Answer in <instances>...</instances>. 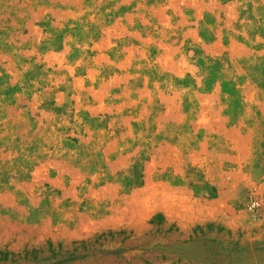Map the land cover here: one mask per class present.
I'll return each mask as SVG.
<instances>
[{
	"label": "rangeland",
	"instance_id": "rangeland-1",
	"mask_svg": "<svg viewBox=\"0 0 264 264\" xmlns=\"http://www.w3.org/2000/svg\"><path fill=\"white\" fill-rule=\"evenodd\" d=\"M262 192L264 0H0V264H264Z\"/></svg>",
	"mask_w": 264,
	"mask_h": 264
},
{
	"label": "built area",
	"instance_id": "built-area-1",
	"mask_svg": "<svg viewBox=\"0 0 264 264\" xmlns=\"http://www.w3.org/2000/svg\"><path fill=\"white\" fill-rule=\"evenodd\" d=\"M248 207L252 210L264 213V192L252 195L248 202Z\"/></svg>",
	"mask_w": 264,
	"mask_h": 264
},
{
	"label": "trees",
	"instance_id": "trees-1",
	"mask_svg": "<svg viewBox=\"0 0 264 264\" xmlns=\"http://www.w3.org/2000/svg\"><path fill=\"white\" fill-rule=\"evenodd\" d=\"M153 221L159 223L163 220L162 216L160 214H156L155 217L152 219ZM112 253L114 254H119V251L118 250H115V251H111Z\"/></svg>",
	"mask_w": 264,
	"mask_h": 264
}]
</instances>
